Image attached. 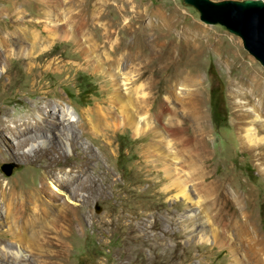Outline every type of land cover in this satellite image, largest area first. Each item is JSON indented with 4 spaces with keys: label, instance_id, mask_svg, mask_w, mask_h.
<instances>
[{
    "label": "bare ground",
    "instance_id": "bare-ground-1",
    "mask_svg": "<svg viewBox=\"0 0 264 264\" xmlns=\"http://www.w3.org/2000/svg\"><path fill=\"white\" fill-rule=\"evenodd\" d=\"M32 1L41 3L36 19L25 16L20 5L12 11L0 6V14L10 17L5 27H0V74L7 72V62L14 56L30 72L41 66L62 70L65 63L61 64L60 58L42 60L54 42L62 39L74 42L80 69L91 67L102 75L103 92L90 108L78 112V120L72 119V107L51 101L52 90L46 88V83L37 85L36 80L32 85L37 88L33 93H37L31 101L19 97L24 101L22 106L0 108V141L10 147L8 133L12 132L11 140L23 149L22 156L39 167L25 170L7 182L0 179V210H5L3 221L7 226L0 229V244L6 242L0 247V264H68L73 236L85 234L91 216L87 210H76L82 201L66 203L63 196L51 190L50 181L72 189L74 198L80 196L76 191L80 184L90 193L98 183L73 173L87 172L90 160L59 164L55 147L64 143L58 156L64 149L81 147L86 156H95L104 165V157L91 153L82 139L91 134L111 158L114 133L122 127L131 128L136 138L149 137L140 147V166L153 174L154 184L168 199L183 198L181 209L159 210L161 213L143 209L141 214H129L126 258L141 254L147 245L155 255L145 264H191L186 263L182 253L186 247L195 246L197 238L200 244L210 242L211 249H227L230 264H264V236L257 226L252 188L239 191L236 181L227 184L225 179L221 183L223 179L213 177L208 169L212 165V136L196 44L156 30L144 13L132 9V0ZM111 7L119 12L116 20L106 15ZM125 12L131 13L124 22ZM95 28L102 29L99 35L94 33ZM219 39L211 45L218 46ZM245 61L227 79L228 94L241 145L261 168L264 71L256 63ZM105 65L111 68L110 75L100 70ZM4 153L0 148V158ZM39 156L49 161L42 163ZM260 170L264 173V167ZM193 191L201 199L194 198ZM48 198L59 203L48 209ZM82 198L85 201L86 196ZM197 205L203 206L210 218L201 217L200 211L186 215L201 210L193 209ZM0 226L4 224L0 222ZM176 232H182L183 237H176ZM188 232L191 235L184 238Z\"/></svg>",
    "mask_w": 264,
    "mask_h": 264
},
{
    "label": "rangeland",
    "instance_id": "rangeland-1",
    "mask_svg": "<svg viewBox=\"0 0 264 264\" xmlns=\"http://www.w3.org/2000/svg\"><path fill=\"white\" fill-rule=\"evenodd\" d=\"M107 2L114 3V0H107ZM78 3H76L77 6ZM1 5L5 7V10L10 11L14 9L15 5H20L22 7L20 9L29 18L36 19L40 15L41 3L38 4L32 0H0ZM132 5L135 6L132 9L145 14L146 20L151 22L156 30L169 33L173 38L180 36L183 40L196 44L194 49L200 52L207 121L213 140H211L210 145L212 158L209 162L212 165L208 169L213 177L219 176L223 179L221 183L225 179H227V184L236 181L239 191H244L248 187L252 188L257 226L264 236V173L260 170L264 166L262 165L260 168L257 162L252 159V154L241 145L239 134L233 122V106L232 99L228 94L227 80L236 72L243 60H246L245 63H256L263 71L264 64L246 48L244 39L240 35L230 31L227 26L221 23L209 24L204 22L201 19V12L195 6L185 3L184 0H132ZM111 9L113 10L112 7L107 8L109 14L106 15L111 17L110 19L116 20L119 18V12ZM78 10L77 7L75 11ZM130 13L125 12L123 14L124 22L128 21ZM9 20V16L0 14V27L4 28V23ZM101 31L102 29H94L96 35H99ZM217 37H220V44L218 46L211 45V42ZM222 51H225L224 55L220 54ZM58 58L61 59V64L65 63L62 70L53 71L41 66L37 69L39 72L37 70L28 71L27 65L15 56L8 60L7 72L0 74V108L4 105L11 108L22 106L24 101L18 100L19 97L25 101H31V97L37 93H33V90H37V88H33L32 85V82L36 80L37 85L46 83V88L52 90L51 101L72 107V119L78 120V112L81 109L90 108L100 99L103 92L101 90L102 75L94 73L91 67L83 66L80 69L77 63L81 60L73 41L69 43V41L57 39L52 49L42 55L43 62ZM71 66L72 68L68 70ZM246 66L249 65L246 64ZM100 70L106 75L112 73L111 68L107 65ZM12 135V132L8 133L10 147L5 142L0 141V148L5 151L3 157L0 158V179L3 182L18 177L25 170L39 169L35 161L26 160L22 156L20 151L23 149H19L16 143L11 140ZM86 136L87 138L82 139V141H85V144L91 148V153L94 151L104 157L102 158L104 165L100 163L99 158L86 156L81 147L77 146L74 150L66 151L64 149L61 156H58V151L61 152V146L64 148V143L55 147L57 149L55 154L60 160L59 164H63L65 161L82 164L87 159L90 160L87 172L73 173L75 175L80 174L83 179L86 178L88 181H97L96 190L89 193L80 184V188L76 190L80 196L74 198L72 189L62 187L54 181H50L49 185L51 190L63 196L68 204H77L82 201L83 205L76 207V210H87L91 216L85 234L73 236L75 241L68 264H145L151 255H155V252L149 249L147 245L141 254L130 258L125 257L124 243L128 235L129 214L131 212L133 215L141 214L143 209L151 211L150 213L160 212L159 210L163 212L181 209L183 198L168 199L154 184L153 174L148 173L145 168L140 166V147L149 140V137L136 138L133 136L131 128L122 127L114 133V156L107 158L99 141L93 138L91 134H86ZM38 159L42 163L49 161L44 156H39ZM192 193L194 198H200L196 192L193 191ZM83 195L86 196L85 201H83ZM54 203L59 202L48 198V209ZM137 203H140V206H136ZM199 208L201 210H191L186 215L190 216L192 211H200L201 217L210 218L209 213L205 215L204 211L206 210L203 206L197 205L193 209ZM4 211L0 210V222L4 224V226H0L2 230L7 228L3 221ZM191 233L185 234L184 238H188ZM174 235L180 237L182 232H176ZM195 239L197 240V238ZM196 240H194L195 246L186 247L182 253L183 256L187 257L186 263L230 264L227 249L220 250L218 247L211 249L212 244L210 242L200 244ZM4 245L6 242L1 243L0 247ZM24 254L28 253L24 252ZM200 259L204 261L200 262Z\"/></svg>",
    "mask_w": 264,
    "mask_h": 264
},
{
    "label": "water",
    "instance_id": "water-1",
    "mask_svg": "<svg viewBox=\"0 0 264 264\" xmlns=\"http://www.w3.org/2000/svg\"><path fill=\"white\" fill-rule=\"evenodd\" d=\"M201 12L209 24L221 23L244 39L246 48L264 64L263 0H184ZM10 173V171H7Z\"/></svg>",
    "mask_w": 264,
    "mask_h": 264
}]
</instances>
